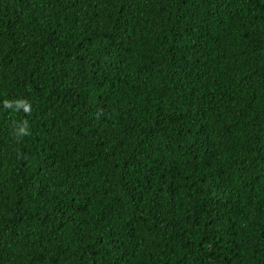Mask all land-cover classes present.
Masks as SVG:
<instances>
[{"label":"trees","instance_id":"16d2710c","mask_svg":"<svg viewBox=\"0 0 264 264\" xmlns=\"http://www.w3.org/2000/svg\"><path fill=\"white\" fill-rule=\"evenodd\" d=\"M0 264H264V0H0Z\"/></svg>","mask_w":264,"mask_h":264}]
</instances>
